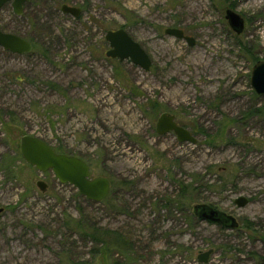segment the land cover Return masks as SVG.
Here are the masks:
<instances>
[{"label": "rangeland", "instance_id": "obj_1", "mask_svg": "<svg viewBox=\"0 0 264 264\" xmlns=\"http://www.w3.org/2000/svg\"><path fill=\"white\" fill-rule=\"evenodd\" d=\"M64 4L81 15L64 14ZM228 9L244 19L241 35ZM0 26L38 44L30 55L0 48V264L126 263L120 253L94 257V243L68 230L82 213L133 233L137 253L127 264H204L198 256L209 250L205 264H264V117L245 119L264 106L250 85L255 58L264 60V0H36L22 16L6 4ZM121 28L149 54L150 71L106 56V33ZM163 113L196 144L158 135ZM24 135L83 159L92 179L109 178L110 205L78 198L52 171L25 162ZM198 204L239 227L202 221Z\"/></svg>", "mask_w": 264, "mask_h": 264}, {"label": "water", "instance_id": "obj_2", "mask_svg": "<svg viewBox=\"0 0 264 264\" xmlns=\"http://www.w3.org/2000/svg\"><path fill=\"white\" fill-rule=\"evenodd\" d=\"M29 0H0V10L6 5L11 4L15 15L22 16L24 6ZM61 11L64 14L78 18L82 10L77 7L62 5ZM225 19L228 21L231 29L241 35L245 29L244 19L231 9L225 11ZM165 34L177 39L185 40L189 46H194L195 40L186 36L185 32L179 28H167ZM109 45L106 56L110 59L119 61H131L134 65L148 72L152 67V60L142 45L134 40L132 36L123 28L119 30H110L105 36ZM0 48L12 54L25 55L31 53L33 45L21 36L6 32L0 27ZM250 85L254 92L259 96H264V60L258 61L252 68ZM158 135L173 133L179 142L196 144L197 139L190 131L176 122L174 115L163 113L156 126ZM20 153L22 158L29 165L35 167L39 172L46 173L52 171L56 179L61 184H69L75 187L79 194L90 201L96 203L103 202L110 195L112 184L107 177L91 178L89 164L83 159L60 154L56 152L49 144L32 135H24L20 140ZM37 187L45 192L48 185L43 181L37 182ZM249 203L245 197H239L235 200L238 208H244ZM3 209H0V213ZM193 213L202 221L217 223L228 229H237L239 223L232 215H228L220 210L214 209L205 204L195 205ZM212 250L202 253L198 256L200 263H207Z\"/></svg>", "mask_w": 264, "mask_h": 264}, {"label": "trees", "instance_id": "obj_3", "mask_svg": "<svg viewBox=\"0 0 264 264\" xmlns=\"http://www.w3.org/2000/svg\"><path fill=\"white\" fill-rule=\"evenodd\" d=\"M34 1H36V0H29L25 4L24 9H25V7H27L28 5H30ZM39 1H43V0H39ZM15 34L23 37L21 34H17V33H15ZM29 42L33 45V49L31 51V53H33L35 50H37L38 44L37 43L35 44V41L33 39L29 40ZM31 53H28L27 55H30ZM255 61L258 62L259 59L255 58ZM250 115H254L257 117H264V106H263V108H254L251 111H249L245 115V119H249ZM238 122H239V120L231 119L228 122V124L230 125V124H235ZM228 124L222 125L220 127L221 131L227 130V128L229 127ZM216 139H217V137H216ZM227 142H228V144H232L234 141H233V139H228ZM7 169L10 170V167H8ZM185 188H187V187H185ZM189 188H192V186H189ZM189 191L190 190H188L187 192H189ZM192 194H194L193 191H192ZM77 197L83 198L86 201L92 203V201L81 196L79 194V192H77ZM101 203H103V204L107 203L108 205H110L109 204V197ZM93 204H95V202H93ZM66 226L71 233L73 232L74 234H78L79 237H81L83 239H87L90 242L94 243V246H95L94 251H93L94 257L109 256L110 253L111 254L120 253L123 255V257L125 259L126 263H124V264H127V262L131 261L133 258L131 255L135 256L137 253V250H135L136 246L134 244L135 238L133 237V233L132 234H130V233L123 234V232H121V231H111L108 228H104V227L100 226L98 223L94 222L93 219L91 218V216H89L88 214L85 215L82 213V215L79 219H75V218L70 217L66 223ZM252 228H253L252 223L249 221H246L245 222V229L252 230ZM61 256H62V258L63 257L64 258L65 257L70 258L69 257V251H67L65 248H62ZM68 261H69V264H90L89 261H84V260L81 261V260L69 259ZM113 264H121V263L119 261H115Z\"/></svg>", "mask_w": 264, "mask_h": 264}]
</instances>
